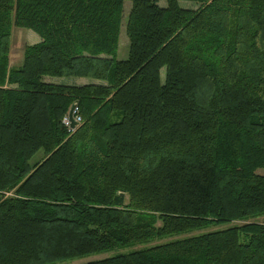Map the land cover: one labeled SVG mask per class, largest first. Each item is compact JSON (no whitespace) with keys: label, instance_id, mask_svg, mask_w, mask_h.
Masks as SVG:
<instances>
[{"label":"trees","instance_id":"obj_1","mask_svg":"<svg viewBox=\"0 0 264 264\" xmlns=\"http://www.w3.org/2000/svg\"><path fill=\"white\" fill-rule=\"evenodd\" d=\"M263 217L264 0H0V264H264Z\"/></svg>","mask_w":264,"mask_h":264},{"label":"rangeland","instance_id":"obj_2","mask_svg":"<svg viewBox=\"0 0 264 264\" xmlns=\"http://www.w3.org/2000/svg\"><path fill=\"white\" fill-rule=\"evenodd\" d=\"M165 5H166L165 1H162L159 3L160 7H165ZM179 6L182 9H192V10L197 9V5L190 3V2H185V1H180ZM130 8H131L130 2H125L124 6H123L122 25H121L120 35H119L118 59H120V60L126 59L127 54H128V40L125 36V24H126V18H127L129 11H130ZM40 41L41 40H40L39 36L30 30L14 29L12 39H11V50H10V57H9L10 66L14 67V68L20 67L22 64L24 47L26 45H33V44L39 43ZM163 73L164 72L162 71L161 72L162 80H163V76H164ZM45 81L50 82V83H54V84L65 85V86H81V85H85V84H89V83H94L93 81L86 80V79H73V78H70V79H67V78H45ZM42 157H43V153H42V151H39L38 153H36L31 158L30 164H33V163L39 161ZM263 219H264V217L258 219L257 221H262ZM228 226L229 225L224 224V225H220V226L215 227V228L214 227L209 228V229L201 231V232H194L190 235H196V234H200V233H204V232H208V231H215L217 229H225ZM188 236L189 235H187V236L179 235V236H174L172 238H166V239H163L160 241L156 240V241L151 242V243L133 246V247L129 248L128 251L140 250L143 248L151 247V246L159 244V243H165L168 241H172V240H175L178 238H184V237H188ZM112 254H113V252L110 254H106V256H109ZM103 257H104V254L96 255V256H90V257L84 258V260L101 259ZM75 263H76L75 261H66L63 264H75Z\"/></svg>","mask_w":264,"mask_h":264},{"label":"bare ground","instance_id":"obj_3","mask_svg":"<svg viewBox=\"0 0 264 264\" xmlns=\"http://www.w3.org/2000/svg\"><path fill=\"white\" fill-rule=\"evenodd\" d=\"M76 109V105H73L71 108H70V110H69V112H68V115H67V119L69 120V122H70V124H69V129L71 130V131H73L75 128H76V126H77V123L78 122H76V120H75V118H74V114H75V110ZM71 112V118L73 119V121L75 122V127L74 128H71V120H70V117H69V113Z\"/></svg>","mask_w":264,"mask_h":264},{"label":"built area","instance_id":"obj_4","mask_svg":"<svg viewBox=\"0 0 264 264\" xmlns=\"http://www.w3.org/2000/svg\"><path fill=\"white\" fill-rule=\"evenodd\" d=\"M74 111L77 113V109H75ZM75 120H76V122H79V121H80V119H79L78 117H76ZM63 124H64L66 127H68L69 124H70V122H69V120H68L67 118H64V120H63Z\"/></svg>","mask_w":264,"mask_h":264},{"label":"water","instance_id":"obj_5","mask_svg":"<svg viewBox=\"0 0 264 264\" xmlns=\"http://www.w3.org/2000/svg\"><path fill=\"white\" fill-rule=\"evenodd\" d=\"M69 117H70V120H71V128H74L75 127V122L71 118V112L69 113Z\"/></svg>","mask_w":264,"mask_h":264}]
</instances>
